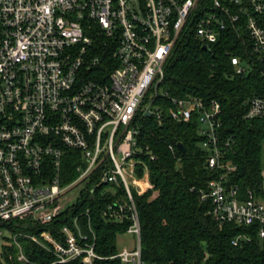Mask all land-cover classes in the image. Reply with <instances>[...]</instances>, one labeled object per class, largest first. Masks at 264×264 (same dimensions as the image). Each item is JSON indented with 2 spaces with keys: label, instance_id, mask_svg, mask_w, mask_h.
Masks as SVG:
<instances>
[{
  "label": "built area",
  "instance_id": "built-area-1",
  "mask_svg": "<svg viewBox=\"0 0 264 264\" xmlns=\"http://www.w3.org/2000/svg\"><path fill=\"white\" fill-rule=\"evenodd\" d=\"M228 33L240 42L237 55L224 52L234 75L264 73V0H0V264H149L132 196L152 189L144 161L157 159L144 117L158 127L168 118L196 121L206 168L218 172L198 190L200 202L219 225L254 226L264 242V198L228 186L237 167L225 159L233 137L222 135L219 102L162 89L180 36L211 51ZM244 106L243 119L264 120V95ZM68 150L79 152L77 177L61 186ZM93 176L96 186L125 195L102 217L128 222L133 249L97 255L89 210L60 205L80 182L93 192ZM241 241L248 239L232 246ZM26 245L47 260L29 258Z\"/></svg>",
  "mask_w": 264,
  "mask_h": 264
},
{
  "label": "trees",
  "instance_id": "trees-1",
  "mask_svg": "<svg viewBox=\"0 0 264 264\" xmlns=\"http://www.w3.org/2000/svg\"><path fill=\"white\" fill-rule=\"evenodd\" d=\"M94 42L98 46L97 40ZM238 45L240 42L232 33L226 34V39L211 51L204 50L192 36H180L166 62L162 89L176 99L193 96L206 103L219 102L222 135L233 137V145L225 159L237 167L228 177V186H236L242 196L252 190L264 198L261 174L264 120L243 119L246 97L264 95V73L254 72L245 77L234 75L224 52L229 50L237 55ZM144 125L153 131L146 142L153 147L157 159L144 161L152 189L132 195L140 224L143 260L149 264H264V242L258 239L254 226L219 225L208 214L209 202L199 200L198 190L216 179L218 172L206 168V153L199 146L201 137L196 121L178 124L168 118L158 127L153 118L144 117ZM169 144L175 147L173 154L168 151ZM177 144L183 146V151ZM78 159V151L65 153L61 163V186L76 179ZM96 183L93 176L90 184ZM110 187L95 185L93 192L91 188L82 191L74 210H89L96 235L94 250L102 257L115 253L116 236L126 233L129 226L126 221L108 222L102 217L106 204L124 200L125 195L120 190L114 195ZM58 223L64 224L65 220ZM84 223L81 218L80 226L86 231ZM240 236L248 241L232 246L233 240ZM25 254L39 262L47 260L40 251L28 245ZM96 264L119 262L97 261Z\"/></svg>",
  "mask_w": 264,
  "mask_h": 264
},
{
  "label": "rangeland",
  "instance_id": "rangeland-1",
  "mask_svg": "<svg viewBox=\"0 0 264 264\" xmlns=\"http://www.w3.org/2000/svg\"><path fill=\"white\" fill-rule=\"evenodd\" d=\"M262 158L263 159L261 174L263 175L262 188L264 189V156ZM85 186V182H80L78 183V185L76 184V186H73L72 188L68 189L59 199L60 205L64 208L75 204L79 199V194L83 191ZM115 240V252L131 250L135 247V239L132 235L128 233L117 235Z\"/></svg>",
  "mask_w": 264,
  "mask_h": 264
},
{
  "label": "water",
  "instance_id": "water-1",
  "mask_svg": "<svg viewBox=\"0 0 264 264\" xmlns=\"http://www.w3.org/2000/svg\"><path fill=\"white\" fill-rule=\"evenodd\" d=\"M203 49L207 51V48H203ZM147 116H149V114H147ZM177 146L179 150L183 151V146L181 144H177Z\"/></svg>",
  "mask_w": 264,
  "mask_h": 264
}]
</instances>
